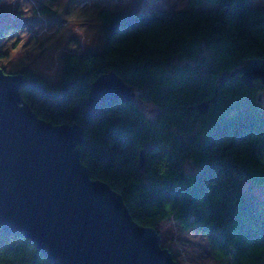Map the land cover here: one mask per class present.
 I'll return each instance as SVG.
<instances>
[{
    "label": "trees",
    "instance_id": "trees-1",
    "mask_svg": "<svg viewBox=\"0 0 264 264\" xmlns=\"http://www.w3.org/2000/svg\"><path fill=\"white\" fill-rule=\"evenodd\" d=\"M48 1L25 12L28 0H0V70L58 94L22 88L23 102L51 124L81 128L87 174L120 194L138 224L172 219L207 235L228 264H264V209L243 189L246 180L264 187V85L237 75L217 90L223 73L264 59L262 0L135 11L144 0H53L54 10ZM110 72L157 107L156 117L135 98L88 115L91 84ZM212 99L208 113L194 109ZM187 163L199 171L186 172ZM0 264L52 262L0 225Z\"/></svg>",
    "mask_w": 264,
    "mask_h": 264
},
{
    "label": "water",
    "instance_id": "water-1",
    "mask_svg": "<svg viewBox=\"0 0 264 264\" xmlns=\"http://www.w3.org/2000/svg\"><path fill=\"white\" fill-rule=\"evenodd\" d=\"M239 75L264 85V59L223 73L218 88ZM22 88L58 96L38 80L0 70V225L30 239L52 264H178L159 233L131 216L120 194L93 180L81 161L78 125H54L23 102ZM137 94L114 72L90 86L88 115L108 102H130ZM264 99V89L259 101ZM215 99L194 109L208 113ZM143 151L141 160L143 162Z\"/></svg>",
    "mask_w": 264,
    "mask_h": 264
},
{
    "label": "rangeland",
    "instance_id": "rangeland-1",
    "mask_svg": "<svg viewBox=\"0 0 264 264\" xmlns=\"http://www.w3.org/2000/svg\"><path fill=\"white\" fill-rule=\"evenodd\" d=\"M43 0H28L25 7L30 8L42 3ZM25 2V1H23ZM264 5V0L261 1ZM24 4V3H23ZM48 6L54 10L55 4L53 0L48 1ZM204 8H214L212 5H205ZM155 10H180L188 8V0H144L142 3L134 7L135 10L139 9ZM43 14L49 10L40 11ZM139 94V93H138ZM134 99L137 105L143 110L145 115L149 118H155L158 114V109L151 103H144L140 100L139 95ZM262 108L264 111V99L261 100ZM186 172H198L199 170L195 165L187 163L185 165ZM244 192L247 197H254L257 205L264 209V187L253 186L249 181L244 182ZM157 232L161 238L163 248L168 249L174 256L178 264H228L229 261L220 260L209 245V237L203 232L192 229L184 230L179 224L172 219L163 221L156 227Z\"/></svg>",
    "mask_w": 264,
    "mask_h": 264
},
{
    "label": "clouds",
    "instance_id": "clouds-1",
    "mask_svg": "<svg viewBox=\"0 0 264 264\" xmlns=\"http://www.w3.org/2000/svg\"><path fill=\"white\" fill-rule=\"evenodd\" d=\"M24 11H25V12H28V8H25ZM18 50H19V49H17V51H18ZM14 54H15V53H14Z\"/></svg>",
    "mask_w": 264,
    "mask_h": 264
}]
</instances>
